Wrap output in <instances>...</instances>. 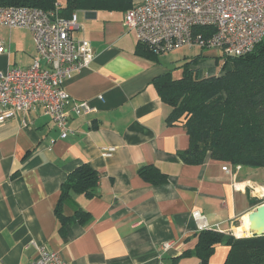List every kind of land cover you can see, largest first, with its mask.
<instances>
[{"label": "crops", "instance_id": "1", "mask_svg": "<svg viewBox=\"0 0 264 264\" xmlns=\"http://www.w3.org/2000/svg\"><path fill=\"white\" fill-rule=\"evenodd\" d=\"M75 12L80 28L73 37L88 40L94 57L71 73L64 89L94 111L72 115L63 138L40 108L0 122V264H31L41 245L59 252L67 264H201L195 256L179 258L203 230L191 213L205 216L204 229L227 233L257 206L249 202L257 196L246 192L257 183L255 170L231 167L230 174L222 170V161L210 157L199 165L183 163L178 152L187 149L189 138L181 123H166L170 107L153 79L167 71L179 78L178 67L201 49L175 61L179 64L160 55L153 61L135 53L139 42L126 28L124 13ZM0 41L6 49L0 53V73L31 64L35 46L29 30L0 25ZM217 54L213 49L202 53ZM200 62L209 64L206 71ZM199 63L189 68L202 76L222 73L212 69L214 61ZM107 146L116 150L103 157L101 148ZM82 164L98 172L95 196L72 194L63 214L80 208L91 220L86 225L72 221L61 237L54 213L60 185ZM143 165L157 167L167 181L143 180L138 174ZM165 242L171 248L162 251ZM227 253L224 243L216 244L208 264H223Z\"/></svg>", "mask_w": 264, "mask_h": 264}, {"label": "built area", "instance_id": "2", "mask_svg": "<svg viewBox=\"0 0 264 264\" xmlns=\"http://www.w3.org/2000/svg\"><path fill=\"white\" fill-rule=\"evenodd\" d=\"M55 7L44 11L0 6V25L29 30L35 46L31 64L0 73V122L40 108L63 138L70 131L72 115L94 111L87 101L72 98L64 89L65 80L88 66L94 54L88 40L73 37L80 28L76 12L63 17L58 4ZM124 24L155 54L198 47L237 57L249 53L264 37V0H134L124 12ZM5 51L0 41V53ZM114 150L113 146L103 147L101 154L107 156ZM231 167L224 163L222 170L232 174ZM191 215L200 229L208 227L198 210ZM169 248V242L161 245L162 251ZM36 252L31 264H67L59 252L47 246H36Z\"/></svg>", "mask_w": 264, "mask_h": 264}, {"label": "trees", "instance_id": "3", "mask_svg": "<svg viewBox=\"0 0 264 264\" xmlns=\"http://www.w3.org/2000/svg\"><path fill=\"white\" fill-rule=\"evenodd\" d=\"M133 1L0 0V6L50 11L58 4L60 15L69 17L81 9L124 13ZM199 49L198 55L178 67L182 69L179 78H173L171 71H167L153 79L161 100L170 107L166 123H181L189 138L187 149L178 152L179 158L192 165L202 164L206 157H210L234 168L237 165L264 168V37L245 55L225 57L218 53L214 57L216 63L223 60L219 75L202 76L198 70L189 68L200 57H205L202 53L208 50ZM135 53L153 61H157L160 55L141 43L137 44ZM138 174L151 184L167 181L166 174L153 165L141 166ZM98 179V172L88 164H82L67 174L60 185L54 208L61 237H65V227L72 221L86 225L91 220L90 214L80 208L66 216L63 207L71 201L72 194L87 198L95 196ZM249 202L259 205L262 200L250 198ZM218 243L228 247L223 264H264V234L239 237L232 232L227 234L213 229L201 230L196 235L194 247L184 250L179 258L195 256L201 264H208Z\"/></svg>", "mask_w": 264, "mask_h": 264}, {"label": "rangeland", "instance_id": "4", "mask_svg": "<svg viewBox=\"0 0 264 264\" xmlns=\"http://www.w3.org/2000/svg\"><path fill=\"white\" fill-rule=\"evenodd\" d=\"M198 49H197V47H193V48H188V47H182V48H180V49H177V50H174V51H171V52H168V53H165V54H161L160 55V58L162 59V60H165V61H168V60H170V61H174V63L175 64H179V62H175V61H181V62H184L185 61V59H184V55H187L188 57H190V55H194L195 53H196V51H197ZM214 50V49H213ZM219 53V52H218ZM220 54V53H219ZM187 59V58H186ZM200 60H203V61H206V60H209V62H213L214 61V65H213V63H210V66L211 67H213L212 69H215L216 70V72L218 71V70H220V68H221V65H222V62H223V60H221V59H219V62H218V64H217V66H216V61H215V58L214 57H207V56H205V57H200L198 60H197V62L195 63V64H193V65H198V63H199V61ZM171 63V62H170ZM169 64V63H168ZM203 64V66H200V65H202ZM199 67H201L202 69H204L205 71H206V69H207V67L209 66V64H206L205 65V63H202V62H200L199 63V65H198ZM170 67H172V64H170ZM206 76L207 75H209V73L208 74H205ZM108 147V146H107ZM102 149V148H101ZM115 150H116V148H115ZM115 150L113 151V152H115ZM113 152L110 154V155H107V156H105V155H103V154H101L103 157H109V156H111L112 154H113ZM100 153H101V151H100ZM233 168H234V166L233 165H231ZM241 167V166H240ZM239 167V168H240ZM242 168H244V169H246V168H248V167H242ZM253 168H248V170H252ZM253 170H255L256 172H254L257 176H256V179H257V183L256 182H253V183H251V187L248 189V191L246 190V192H247V195L249 196L250 194H255L257 197H254V199L255 198H259L260 200H264V168H256V169H253ZM263 185V186H262ZM264 202V201H263ZM263 202H261V203H263ZM261 203H259V204H261ZM241 221H242V219H240V220H237L235 223V227L236 226H238L240 223H241ZM231 232H233V233H235V235L236 236H238V234H237V232H236V230L234 229V230H232V231H229V232H227V234H229V233H231ZM48 249H50L49 247H47ZM37 253V252H36Z\"/></svg>", "mask_w": 264, "mask_h": 264}, {"label": "water", "instance_id": "5", "mask_svg": "<svg viewBox=\"0 0 264 264\" xmlns=\"http://www.w3.org/2000/svg\"><path fill=\"white\" fill-rule=\"evenodd\" d=\"M250 234L246 236L264 234V202L247 213Z\"/></svg>", "mask_w": 264, "mask_h": 264}, {"label": "bare ground", "instance_id": "6", "mask_svg": "<svg viewBox=\"0 0 264 264\" xmlns=\"http://www.w3.org/2000/svg\"><path fill=\"white\" fill-rule=\"evenodd\" d=\"M236 232L239 237H243L250 234L247 214L244 215L241 224L236 228Z\"/></svg>", "mask_w": 264, "mask_h": 264}]
</instances>
